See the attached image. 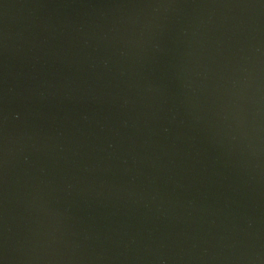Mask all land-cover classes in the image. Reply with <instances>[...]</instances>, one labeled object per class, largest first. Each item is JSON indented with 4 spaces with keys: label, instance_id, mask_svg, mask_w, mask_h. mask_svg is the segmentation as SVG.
Listing matches in <instances>:
<instances>
[{
    "label": "water",
    "instance_id": "obj_1",
    "mask_svg": "<svg viewBox=\"0 0 264 264\" xmlns=\"http://www.w3.org/2000/svg\"><path fill=\"white\" fill-rule=\"evenodd\" d=\"M0 264H264V0H0Z\"/></svg>",
    "mask_w": 264,
    "mask_h": 264
}]
</instances>
